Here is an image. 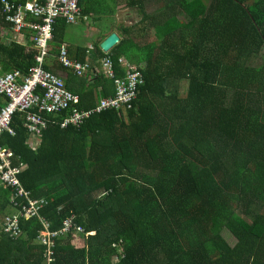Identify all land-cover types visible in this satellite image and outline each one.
Masks as SVG:
<instances>
[{
    "label": "trees",
    "instance_id": "obj_1",
    "mask_svg": "<svg viewBox=\"0 0 264 264\" xmlns=\"http://www.w3.org/2000/svg\"><path fill=\"white\" fill-rule=\"evenodd\" d=\"M210 2L81 0L101 25L119 8L140 15L110 54L98 46L99 66L111 58L125 77L124 59L141 73L137 100L120 111L101 110L114 79L60 64L69 26L57 23L47 68L67 74L80 101L45 115L37 152L25 114L0 138L26 164L22 189L46 203L19 239L5 237L4 216L28 201L0 186V264H264V0ZM0 35V65L28 74L35 50ZM74 107L91 117L62 128Z\"/></svg>",
    "mask_w": 264,
    "mask_h": 264
},
{
    "label": "built area",
    "instance_id": "obj_2",
    "mask_svg": "<svg viewBox=\"0 0 264 264\" xmlns=\"http://www.w3.org/2000/svg\"><path fill=\"white\" fill-rule=\"evenodd\" d=\"M0 3L5 23L9 25L13 35L20 37L25 31L32 33L33 49L36 53L35 64L28 74L19 70L6 72L0 65V101L5 103L0 106V138L6 132L13 134L11 125L16 114H25L24 127L30 132L28 144L37 152L42 147L43 134L49 128L45 115L70 111L80 101V97L68 88L66 79L47 68L52 56L51 44L55 38V27L59 21H65L68 26H77L92 23V20L83 16L81 0H29L17 9L11 0H0ZM59 62L79 76L102 71L115 80L116 95L104 100L101 110L131 109L138 98L141 73L124 59L119 60V65L129 70L125 77H118L116 65L111 58L102 61L101 69H98L93 66L92 61L84 63L72 60L66 46L60 49ZM90 117V113L74 107L72 115L61 123V127H81ZM25 167L22 158L0 146V186L4 189H19L20 196L28 201L27 205L22 203V209H17L14 215L4 216L5 237L19 239L23 234L22 221L39 216L46 205L43 200L33 199L22 189L20 177ZM70 227L71 224L67 222L66 232ZM46 243L48 247L53 246L52 243Z\"/></svg>",
    "mask_w": 264,
    "mask_h": 264
},
{
    "label": "crops",
    "instance_id": "obj_3",
    "mask_svg": "<svg viewBox=\"0 0 264 264\" xmlns=\"http://www.w3.org/2000/svg\"><path fill=\"white\" fill-rule=\"evenodd\" d=\"M27 2H29V0H27ZM132 11L133 10L129 9L128 11H125L119 8L117 13L107 22L106 25L94 22L93 26L91 25L92 23H82L77 26H69L66 34H63V37H65V43H63V46H66L69 49L70 58L74 61H79V50L83 49L87 53V61H94V65H97L98 69H101L98 62H95L98 61L97 57H99L100 54L98 50L99 44L102 48L103 42L112 34H120L119 31L124 24H126V26L124 25V28L126 29L135 26V24L140 21V18H138ZM0 19L5 23V18L3 17L2 12L0 13ZM1 32L4 33V43L11 44L12 42H15L27 49H33L32 33L25 31L23 35L16 37L13 35L11 29H2L0 30V33ZM0 39H2L1 35ZM54 60V56L52 55L48 65L53 63L52 61ZM67 76V74L62 75L65 79H67Z\"/></svg>",
    "mask_w": 264,
    "mask_h": 264
},
{
    "label": "water",
    "instance_id": "obj_4",
    "mask_svg": "<svg viewBox=\"0 0 264 264\" xmlns=\"http://www.w3.org/2000/svg\"><path fill=\"white\" fill-rule=\"evenodd\" d=\"M119 42H120L119 34L114 33L103 42L102 48L106 54H109L114 48H116L119 45Z\"/></svg>",
    "mask_w": 264,
    "mask_h": 264
},
{
    "label": "rangeland",
    "instance_id": "obj_5",
    "mask_svg": "<svg viewBox=\"0 0 264 264\" xmlns=\"http://www.w3.org/2000/svg\"><path fill=\"white\" fill-rule=\"evenodd\" d=\"M203 2L205 3V4H207V5H209L211 2H210V0H203ZM122 10H125V11H128V9H125V8H122ZM138 18H140V15H139V13H138V11H132ZM124 15V14H123ZM136 17V18H137ZM183 18V17H182ZM185 19H187L186 17H184ZM183 18V19H184ZM92 26L94 25V21H92V24H91ZM125 26H126V24H124ZM123 25V26H124ZM124 26V27H125ZM126 63H127V61H125ZM128 64V63H127ZM98 65H99V63H98ZM128 65H130V64H128ZM131 66V65H130ZM180 92H182V94H185V90L187 89V86L186 85H181V83H180Z\"/></svg>",
    "mask_w": 264,
    "mask_h": 264
}]
</instances>
